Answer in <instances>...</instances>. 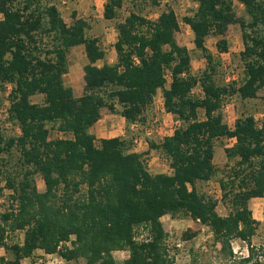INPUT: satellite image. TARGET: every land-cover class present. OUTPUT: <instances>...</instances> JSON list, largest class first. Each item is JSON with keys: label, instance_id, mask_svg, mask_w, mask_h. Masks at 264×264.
Instances as JSON below:
<instances>
[{"label": "trees", "instance_id": "1", "mask_svg": "<svg viewBox=\"0 0 264 264\" xmlns=\"http://www.w3.org/2000/svg\"><path fill=\"white\" fill-rule=\"evenodd\" d=\"M192 1L195 12L183 22L206 61L199 75L192 74L190 52L176 43L180 23L172 9L155 21L131 13L116 27V62L98 67L106 53L96 38L86 37L85 20L73 15L68 26L52 4L0 0V89L11 86L9 120L20 131L18 137H5L0 125V196L4 189L12 193L10 211L0 215V247L11 259H0L1 264H21L36 251L84 264H174L161 218L177 215L207 226L227 256H232V240L246 243L249 255L242 264L251 260L250 240L258 223L248 203L264 198V112L260 125L248 115L230 129L222 108L228 97L252 100L264 88V0H236L244 8L242 17L236 16L233 0ZM151 3L159 5L158 0ZM122 4L106 0L103 19L114 20ZM231 25L239 26L244 47L239 55L244 81L237 87L215 83L218 64L206 48L207 38L217 37L218 53H227L224 36ZM79 45L87 64L77 98L63 78L68 54ZM197 86L200 97L192 95ZM159 90L165 112L181 123L159 145L150 146L168 159L170 175L149 174L141 155L129 152L121 138L96 145L89 132L104 108L119 114L127 126L138 121ZM35 95L43 96L42 105L31 102ZM49 123L69 137L49 140ZM219 139L234 141L224 150L234 165L227 181L219 182L222 200L231 206L225 217L216 212V201L196 188L215 176ZM13 148L20 155L17 175L2 171L3 156ZM36 174L43 178V192L35 186ZM141 227L147 239L137 241ZM6 228L22 232V243L6 245ZM117 251L130 256L117 262L112 256Z\"/></svg>", "mask_w": 264, "mask_h": 264}, {"label": "rangeland", "instance_id": "2", "mask_svg": "<svg viewBox=\"0 0 264 264\" xmlns=\"http://www.w3.org/2000/svg\"><path fill=\"white\" fill-rule=\"evenodd\" d=\"M40 6L44 7L46 4H52L68 26L74 22L73 15L76 19H84L89 28L86 30L87 38H96L102 49L106 50L105 63L114 64L116 62V54L113 45L116 42L118 24L131 14H137L149 21L157 20L158 16L168 9H172L180 23V30L175 34L176 43L185 47L191 55V71L194 75H199L206 67V61L201 54L194 49L193 35L183 22L185 17H192L196 9V4L192 0H158L159 5L154 6L151 0H122V8L118 10L117 16L114 20H104L102 17L103 5L106 0H38ZM62 2H65L63 4ZM86 10V11H85ZM1 19V16H0ZM228 30L224 36L227 43L228 52L219 54L216 48V43L219 40L217 37H209L206 40V48L213 54L215 61L218 64L216 73L213 79L218 85H232L239 86L244 81V66L240 59V53L243 51V42L241 39V31L238 25L228 26ZM264 36V29L263 34ZM84 54V47L79 45L70 50L67 61L68 66L71 62H75V70L77 73V84L74 89V94L82 95L83 86L81 85L82 67L81 57ZM101 65V63H99ZM169 76V74H167ZM166 88L170 83V78L167 77ZM65 85V84H64ZM10 91L11 86L6 85L0 89V125L5 137H18L20 131L18 127L9 120L10 109ZM162 91L155 95L152 104L145 110L144 114L138 119L143 123L150 122L154 118H158L161 123L157 133L148 141L147 147L138 150L139 154L147 167V171L151 175L157 174H171L169 162L166 157L162 155L159 150L151 149V144L159 145L165 137L173 134L174 130L181 126L172 115L166 116L165 110L161 108ZM194 97L202 95L201 89L197 86L192 91ZM44 98L42 95H35L31 98L33 104L42 105ZM115 109L120 111V106L116 105ZM102 119L105 117L111 118L113 127H105L101 138L95 139L96 145L99 144L100 139L121 138L129 145V152L135 149L132 145L131 134L128 126L121 121L119 114H113L108 109H102ZM264 112V88H262L256 98L252 100H240L236 95L228 97L224 101L222 108L223 122L230 129L233 128L237 119L252 115L258 125L263 121ZM113 114V116H112ZM116 115V116H114ZM199 119L203 118V113L199 112ZM126 123V122H125ZM58 124H47L49 131L48 139L56 140L68 138L65 134L59 132ZM104 126V125H103ZM234 144L233 140L219 139L214 144V158L213 165L215 167V176L208 182H199L196 188L200 194L216 201V212L220 216H227L230 213L231 206L228 200H222V191L219 182L227 181L230 175V168L233 167L234 161H228L225 157L224 150L230 148ZM4 166L2 171L17 175L20 173V155L19 152L13 148L9 155H4ZM34 183L39 192L44 191V183L41 175L34 176ZM4 183H2V186ZM227 191H231V187H227ZM11 191L4 189L0 196V215L9 212L11 209ZM264 200L255 199L248 203L252 218L258 223L255 235L250 240V246L253 249L252 258L246 264H264ZM163 230L166 234L164 245L167 253L174 264H242V260L249 255L248 246L246 243L235 239L231 241L232 256H227V253H222L221 246L218 244L211 230L198 222H194L188 217L177 215L174 217L164 216L161 218ZM5 244L12 245L14 243L21 244L23 241L22 232H10L6 228ZM147 230L144 227L139 228L135 232L137 241L147 239ZM186 235H194L190 239L184 238ZM70 247V244H65ZM250 248V247H249ZM115 261L123 262L130 256L128 251H117L112 253ZM0 259L9 260L11 256L0 247ZM1 264V262H0ZM21 264H84L83 260L65 262L60 257L49 258L43 256L40 252L34 254L27 259L21 261Z\"/></svg>", "mask_w": 264, "mask_h": 264}, {"label": "crops", "instance_id": "3", "mask_svg": "<svg viewBox=\"0 0 264 264\" xmlns=\"http://www.w3.org/2000/svg\"><path fill=\"white\" fill-rule=\"evenodd\" d=\"M233 8H234V11H235V14H236L237 17H242L244 15V8H243L242 4H240L238 1L233 0ZM102 13H103V11H102ZM228 28H227V30H228ZM103 50L106 53V50L105 49H103ZM105 59H106V56H105ZM105 59L102 60V61H100V62H98L97 63V66L100 67L103 64L110 65L109 63H105ZM81 63L83 64V67L87 64V60H86L84 54L81 57ZM99 63H101V65H99ZM75 66H76V63L74 61L71 62V65L68 66V72H67V74L63 78V81H64L65 86L68 87V88H70L72 90L73 94H74V89L76 87L77 80H78L77 79V73H76V70H75ZM83 67H82V75H81V85L82 86L84 85V80H83V76H84ZM74 96L78 98L81 95L80 96H77L76 94H74ZM102 115H103V112L101 110V119L89 129L90 134L93 135L95 137V139L101 138L99 136H102V134L104 132L103 130L105 129V127H109L110 129L113 127V125L111 123V118L109 119L108 117H105V118L102 119ZM112 116H113V114H112ZM114 116H116V115H114ZM166 116L169 117V118L171 117V115L170 114H167V113H166ZM119 117L121 118V121H123V123L126 124L125 123V120L121 116H119ZM172 118H173V116H172ZM171 135L172 134H169V136H171ZM100 140H102V139H100ZM140 150H142V148H140ZM253 200H255V199H253ZM260 200H264V198L263 199L261 198ZM37 252H40L43 256H46V257H49V258L56 257V255H46L42 251H37Z\"/></svg>", "mask_w": 264, "mask_h": 264}, {"label": "built area", "instance_id": "4", "mask_svg": "<svg viewBox=\"0 0 264 264\" xmlns=\"http://www.w3.org/2000/svg\"><path fill=\"white\" fill-rule=\"evenodd\" d=\"M75 1L78 2L79 0H75ZM62 3L65 4V2ZM160 105L162 110H164L163 98L161 99ZM161 123L163 124L165 122L163 121L160 122L158 118H154L150 122H146V123H143L142 121L138 120L134 123H131L128 126V130L132 137L131 138L132 145L135 149L133 153L139 154L138 150H140V148L147 147L148 141L152 139V137L157 133L158 130H161L160 128ZM177 123H178L177 121L174 122V124Z\"/></svg>", "mask_w": 264, "mask_h": 264}]
</instances>
